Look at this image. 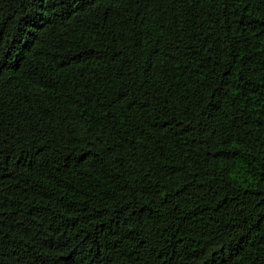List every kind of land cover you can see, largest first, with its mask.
Masks as SVG:
<instances>
[{"label": "trees", "instance_id": "1", "mask_svg": "<svg viewBox=\"0 0 264 264\" xmlns=\"http://www.w3.org/2000/svg\"><path fill=\"white\" fill-rule=\"evenodd\" d=\"M0 264H264V0H0Z\"/></svg>", "mask_w": 264, "mask_h": 264}]
</instances>
